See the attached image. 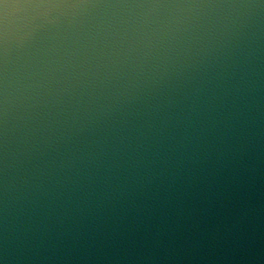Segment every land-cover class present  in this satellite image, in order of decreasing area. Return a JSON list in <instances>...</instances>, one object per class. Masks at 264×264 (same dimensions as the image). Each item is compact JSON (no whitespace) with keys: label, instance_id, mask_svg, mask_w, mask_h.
Listing matches in <instances>:
<instances>
[{"label":"water","instance_id":"obj_1","mask_svg":"<svg viewBox=\"0 0 264 264\" xmlns=\"http://www.w3.org/2000/svg\"><path fill=\"white\" fill-rule=\"evenodd\" d=\"M0 264H264V0H0Z\"/></svg>","mask_w":264,"mask_h":264}]
</instances>
